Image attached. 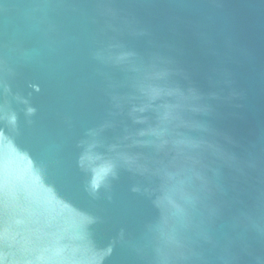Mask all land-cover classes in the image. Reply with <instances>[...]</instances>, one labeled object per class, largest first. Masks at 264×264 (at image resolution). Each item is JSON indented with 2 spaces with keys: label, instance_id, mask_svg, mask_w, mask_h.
Segmentation results:
<instances>
[{
  "label": "water",
  "instance_id": "95a60500",
  "mask_svg": "<svg viewBox=\"0 0 264 264\" xmlns=\"http://www.w3.org/2000/svg\"><path fill=\"white\" fill-rule=\"evenodd\" d=\"M0 264H264V0H0Z\"/></svg>",
  "mask_w": 264,
  "mask_h": 264
},
{
  "label": "clouds",
  "instance_id": "9594fccd",
  "mask_svg": "<svg viewBox=\"0 0 264 264\" xmlns=\"http://www.w3.org/2000/svg\"><path fill=\"white\" fill-rule=\"evenodd\" d=\"M158 206H160L164 211L168 210L169 205H173V201L171 200L170 196L167 194L161 196L157 201ZM174 206V205H173Z\"/></svg>",
  "mask_w": 264,
  "mask_h": 264
}]
</instances>
